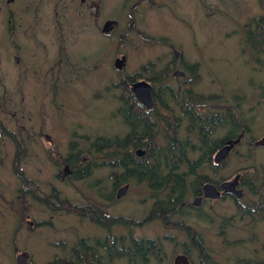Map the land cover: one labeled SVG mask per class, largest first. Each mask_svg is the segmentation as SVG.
<instances>
[{"label": "rangeland", "instance_id": "rangeland-1", "mask_svg": "<svg viewBox=\"0 0 264 264\" xmlns=\"http://www.w3.org/2000/svg\"><path fill=\"white\" fill-rule=\"evenodd\" d=\"M237 1L194 0L200 9L191 10L190 0H186V8L182 0H166L171 11L144 9L143 15L135 20L136 30L133 27L129 32V26L124 32L123 27H118L107 38L102 34L103 24L118 18H123L124 24L132 4L123 10L122 0H0V121L21 140L22 169L40 194L47 196L51 187L56 186L62 191L61 198L71 204L84 205L79 192L87 190L88 182L75 188L68 187L72 184L58 183L55 175L64 167L59 169L48 153L52 151L65 159L72 142L86 146V138L98 139L102 134L111 135L110 132L112 136L117 134L113 115L118 107L116 97L121 91L115 85L122 75L114 69V62L118 55H125L129 58L128 73H141L142 67L150 66L158 44L165 37L175 45L184 46L188 55L194 43L202 46L199 65L201 73L204 72L203 79L195 87L204 92L226 89L229 99L240 95L249 117L246 121L251 135L259 138L264 130V98L260 108L249 112L262 90H251L248 85L264 82V64L258 65L243 56L241 43L232 31L245 23V17L253 18L261 5L259 0ZM97 2L101 13L96 18L97 7L93 8L92 3ZM139 17L144 19L139 20ZM197 56L198 53L194 62ZM236 89L241 92L236 93ZM247 149L244 146L234 152L229 167L222 169L219 176L254 168L258 178L255 175L252 178L260 186L264 181V150L254 149L251 154ZM15 151L10 139L0 137V264H16V248L19 252L32 251L35 264H46L54 256H48L45 249H50L53 243H61L60 239L67 240L65 248L61 250L62 244H54V250H50L57 252L55 256L65 257L72 256L70 249L79 235L94 236L99 232L102 236V231L89 221L67 213L49 212L31 197L32 191L24 189L13 173ZM136 191L119 204L111 203L110 215L135 220L145 217L146 204L139 203ZM257 200V196L246 191L241 202L250 206ZM215 205L216 212L222 216L233 215L232 203L222 201ZM219 223V219L212 223L200 220L189 223L204 235L214 264H233L246 258L264 263V246L248 241L251 233L247 232L246 223H228L224 227L228 234L226 239L224 234L218 233L216 225ZM119 228L113 227L120 234ZM257 229L258 242H262L264 223ZM170 234L177 237L179 244L188 240L185 232L169 230L161 221L132 232L134 238L150 237L163 242V258L158 261L150 257L148 264H171L175 255L184 251L180 245L167 243L169 239L164 236ZM225 240H243L238 245L243 242L245 245L227 248L222 244ZM189 254L194 264H198L200 259L196 253ZM115 264L144 263L141 259H118Z\"/></svg>", "mask_w": 264, "mask_h": 264}, {"label": "flooded vegetation", "instance_id": "flooded-vegetation-1", "mask_svg": "<svg viewBox=\"0 0 264 264\" xmlns=\"http://www.w3.org/2000/svg\"><path fill=\"white\" fill-rule=\"evenodd\" d=\"M182 1L184 2V8H186V0ZM200 1L202 2V0ZM239 1L240 0L237 2ZM159 2V0H122L120 5H122L123 10L125 6L132 4L131 9L128 8L129 14H126L124 24L123 18H118L116 21L117 24L114 25L113 30L108 34L104 33V36L108 38L118 27H123L125 32L130 26L129 32H131V29L136 27V18L139 15H143L142 10L144 9L147 11L152 7L150 10H157L159 12H167L168 9H170V5L166 3V0ZM190 2L192 4L190 7L191 10H193V8L196 10L200 9L199 5L194 4V0H190ZM259 2L261 10L251 19L245 17L246 19L243 20L245 23L237 25L232 32L235 39H238L241 43L240 51L243 56L247 57V59L254 60L258 65H262L264 64V0H259ZM93 3L92 7H97V13L95 14L97 18L101 10L98 6V2L96 5ZM186 10L187 9L184 11ZM131 19L132 22H130ZM140 19L144 18L139 17V20ZM108 21H106L103 26L108 23ZM148 36L152 37L151 35ZM164 39L167 41L165 42ZM164 39L161 40L160 44L157 43L160 46H158L159 48L156 49L153 55L154 60L150 63V66L142 67L141 73H128L129 58L125 55H118L115 60L116 62L120 58H126V63L120 72L115 68V62L113 65L114 69L120 73L119 75H122L120 77L121 80L115 85L116 88L121 91V94L117 97L115 96L118 101V107L114 111L113 120L116 122V129H118V131L117 134H113V142H115L114 144L118 147L124 148L126 151L125 153L129 151L132 154L130 156L125 155L121 157L122 159L118 158L114 160H110L103 155L98 158L97 162H94L92 161L93 156L83 155L88 149H94L90 144L93 140H96L97 137L91 140L88 138L89 141L86 139L84 140L86 146H81V148L77 149L71 148L69 151V155H71V152H76L79 155L82 154L84 156L83 159L81 160L78 158L80 162L76 165L67 162V164H63L60 167L57 166L59 169H61L62 166L64 167V169L60 170L55 175L58 183L72 184L68 187L75 188L78 184L88 182L87 190H85V192H79L81 198L84 200V205L78 206L73 203L75 206L82 208L84 206L93 205L95 202L99 205L98 207L101 208L100 214L98 212H92L90 215H84V217L75 215L81 220L85 219L89 221L90 224H93L99 231H102V236L99 235V232L95 234L99 236H78L75 240V246L70 249L75 252V255L71 256L75 264L86 263L89 261L88 258H92V261L97 262V264H105L104 261H107V264H115V260L118 259L130 261L136 259L138 261L140 257L162 255L163 248L162 246L160 247V243L163 244L162 241L150 237L134 238V236H132L133 230L138 228L144 229L148 223L151 224V222L155 223L159 221L169 230L172 229L174 231L186 233L188 240L181 244L177 242V237L174 234L165 235L164 237L167 240L169 239L167 243L170 242L169 244H171L172 242L177 246L180 245L184 251L179 253V255H185L189 258L191 264H194L192 257L186 254L192 251L197 252L193 249L194 247L190 246L192 234L190 236L186 231L177 230L172 225H180L182 223L187 227L193 228L195 232L201 236L192 225H189L191 221L200 220L201 222L212 223L219 219L220 223L218 226L216 225V228L218 233L221 234L223 228L228 226L229 222L226 221L235 220L239 217V206L243 209L244 207H248L247 209H249L250 206L241 202L245 197L246 191H249L252 195L254 192H259V186L256 185L257 182L252 178L253 175H255V171H253V173H240V171L239 173L231 172V174L227 176H219V172L229 167L234 152L244 146L248 148V153L251 154H253L254 149L264 150V147L261 148L256 146V143L264 138V130L259 138L252 137L251 128L246 125V120H248L249 117L247 113L244 112V99L240 95L235 94L232 99H229L225 95V87V91L204 92L195 87L196 85L194 86L195 82L199 83L203 79L202 73L204 72L201 73L202 67L200 68L199 65L202 57L201 45L194 43V49L189 52L190 56L187 54L188 52L185 51L184 46L181 47L171 43L168 37ZM154 44L155 43L150 46ZM192 51H195L196 54L198 53L195 62L194 58H196V54H191ZM137 74L140 76L139 80L136 76ZM122 83L127 85L132 95L125 96L122 94ZM140 83L150 86L151 107L149 108L146 105L147 103L138 100V97L132 90L134 84ZM188 86H192L193 88ZM248 86H250L251 90L254 89L258 92L262 90V93H258L259 97L257 103L252 104L253 106L249 108V112H253L263 104L264 82H254L250 83ZM239 92L241 91L238 90L236 93ZM132 101L136 107L135 111L139 112L137 114L130 106V102ZM160 105L162 107H159ZM231 116L238 121L239 127L244 124L247 129L241 127L240 133H234L236 129L233 130V128H231ZM215 125H217V127L222 125V128L216 130ZM237 140L240 141L232 145L229 156L220 162V164L217 163L215 158L220 152V149L226 147L230 141ZM106 147L108 146L102 145L103 149ZM69 155H67L65 159H68L70 157ZM244 174L249 175V177L244 178ZM97 176H99V178H97ZM236 176H240L237 190L244 191V196L241 199H239L234 192H226L222 189L223 184L232 182ZM172 182L179 184L175 187ZM247 182H251L252 184L255 183V189H253V191L248 188ZM181 184L184 185L183 188H181ZM167 186L168 188H165ZM206 186H213L216 188L220 197H206L207 193L204 190ZM125 187H128V189L124 194H121V190ZM24 189L28 188L24 186ZM37 190L38 192L36 194L31 192V194H33L31 197L36 198V200H38L49 212L58 213L53 209L51 210V208L58 206L63 199L61 198L62 191L56 186H52L49 195L45 196L40 194L39 189ZM135 190H137L136 192L139 196V203L146 204L147 210L145 211L148 213L140 220H135L130 217L126 218L122 215L116 216L136 222L128 227L119 225V230L122 231L119 234L118 231H114V226L109 223L110 218L115 217L109 213L111 212L110 205L111 203L116 205L125 201L127 198L131 197V194L135 192ZM22 191L27 193L24 190ZM253 196H257L258 200L261 197L259 194H254ZM159 197L165 204H159ZM180 197H182V201L179 202V208L176 213H173L172 216L166 219L155 218V215L159 213V211L163 213L166 212L165 214H167L172 210H176L177 206H174L176 208L167 207V203L169 201L173 203L177 202ZM64 200L69 201L66 198ZM222 201L232 203L233 215L222 216L220 213L216 212L215 204L221 203ZM158 204L161 205L162 209L158 208ZM100 215L102 216V221L104 223L107 222L104 227L97 224L93 221L94 219H92V216L95 217ZM209 219L211 222H209ZM138 222H145V224L142 223L141 225H137ZM123 229L126 233L123 232ZM201 238L204 240V235H202ZM132 239L137 248H133V244L131 245ZM60 240L59 242L61 243L56 242L50 246L52 251L55 248L54 244H62L61 250L65 248L67 240ZM145 242L150 243L153 248L156 249L154 254H146L144 251V248H146L144 247ZM123 245L125 246L124 252L126 254L118 259L115 258V247L117 250H121ZM32 247H34V245H32ZM50 249H45V253H47L48 256H54V258L46 264H57V260L60 259L72 260L66 257L67 255H65V257L55 256L54 254L57 252L52 253ZM208 251H210L209 248ZM15 252L19 256L23 251L19 252L16 248ZM26 252L31 254V258L28 260L27 264H35L33 262V252L30 250ZM176 256L178 255H175V257ZM175 257L171 264L174 263Z\"/></svg>", "mask_w": 264, "mask_h": 264}, {"label": "trees", "instance_id": "trees-1", "mask_svg": "<svg viewBox=\"0 0 264 264\" xmlns=\"http://www.w3.org/2000/svg\"><path fill=\"white\" fill-rule=\"evenodd\" d=\"M141 36H144V38H146V40H147V36H145L144 34H141ZM136 76H137V78L139 80V78H140L139 74H137ZM163 81H165V80H163ZM196 84H197V82L194 83V86ZM188 87L193 88L192 86H188ZM121 88L123 90V93H122L123 95H125V96L132 95V93L130 92V90L128 89L126 84L122 83L121 84ZM228 103H230V102H228ZM130 106L132 107V109L134 111L136 110V107H135V104H134L133 101L130 102ZM159 107H162V106L160 105ZM135 113L137 114L139 112L135 111ZM230 125H231V128H233V130L236 129L234 131V133H236V134L241 132V127H244L245 129H247V127H245L244 124L240 125V127H239L238 121H236L234 117L231 118ZM246 125L248 126L247 122H246ZM215 128H216V130L219 129V128H222V125H220L219 127H217V125H215ZM110 133H111V135L102 134V138H98V139L96 138V140L90 144V146L92 145L94 147V149H91V150L88 149V151L84 152L83 155H85V156L89 155L91 157L93 156L92 161H94V162H97L98 158L100 156H103V155L105 157H108V159H110V160L118 159V158L124 157L125 155L130 156L132 153H130L129 151H128V153H125L126 151H125L124 148L118 147L116 144H114L115 142H113L112 132H110ZM0 137H2L4 139H6V138L10 139V141L13 143L14 148L16 149L14 161L12 163V169H13V172H14L15 176L18 179L23 180L24 184L28 187V189L32 190V192L36 194L38 192V190H37L34 182L32 180H30V179H27L26 176H25V173L21 169L22 168L21 164H22V159H23L22 157L24 155V148H23V144H22L21 140L19 139L18 136H16L7 127H4V125L2 124L1 121H0ZM86 140L89 141L88 138H86ZM101 140H102V142H101ZM70 145H71V148H76V149L77 148H81V146H82V145L81 146L78 145L77 142H72ZM102 145H106L108 147L103 149ZM52 153H53L52 151H49L48 157L58 167H60L63 164H67V162L69 164H72V165H76L78 162H80V161H78L79 154L76 153V152H71V155H69L70 157L68 159H63L62 157H60L55 152H54L55 154H52ZM253 171H255V176L258 178V176L256 175L257 174L256 173L257 170L254 169V168H252V169H242V171H240V173H242V172H244V173H253ZM157 173H158V171H157ZM262 182L263 183H261V185L259 186V192H254L253 193V195L254 194L255 195H258V194L261 195L260 199L257 202H254L253 204H251L249 209H244L243 210V208H241L239 206V209H238L239 217L237 219H235V220L232 219L233 221L232 220L226 221V222H229L231 224H234V223L237 224L239 222L246 223V226L248 228L247 232L251 233L250 234V238L248 239V241L249 242L251 241L250 243H254V242L257 241V243H256L257 245L256 246H264V241L258 242L260 234L258 233V229H257V228H259L261 223H264V181H262ZM172 184H173V186L177 187L179 183L175 184L174 182H172ZM254 184L255 183L252 184L251 182H247V186H248V188L251 191H253V189H255ZM183 187H184V185L181 184V188H183ZM165 188H168V186L165 187ZM161 200L162 199H160V197H159V204H161V205L165 204V202L161 201ZM181 201H182V197L179 198V201L174 202V203L169 201L167 203V207L176 208L174 206H177L176 210H172L171 212H168L167 214H165L166 212L163 213V212L159 211V213H157L155 215V218L156 219L169 218L170 216L173 215V213L177 212V210L179 208L178 204ZM162 202H164V203H162ZM47 204H49V203H47ZM161 205H159V207H158L159 209H162ZM52 209L54 211L58 212L59 214L67 213V214H70V215H76V216H80V217H84V215L85 216L86 215H90L92 212H98L99 214L101 213V210L99 208H96L95 205H89V206H84L82 208H79V207L75 206L74 204H71L69 201L64 200V199H62L60 201L58 206L52 207L51 210ZM92 217H93L92 219H94L93 220L94 222H96L97 224H100L103 227L107 224V222L104 223L102 221L103 219H102L101 215L100 216H95V217L92 216ZM149 220H151V219H149ZM109 223H110V225H113V226H116L118 224V225H124L125 227H128L130 225H133V223H136V222H134L132 220H125L124 218L111 217ZM142 223L145 224V222H142ZM142 223L138 222L137 225H141ZM172 226L175 229H177V230L186 231L190 236L192 234V236L190 238L191 239L190 246L194 247L193 249H195V251H197L195 253L200 258V263L199 264H214L212 256H209L210 255V251H208V247L204 243L203 238H201V236H199V234H197L193 228L187 227V226H185L182 223L180 225L173 224ZM222 234L225 235L224 236L225 239L228 238V234H227V232L225 231L224 228H223V232L221 233V235ZM239 241H243V240H234L233 242H227V240H225V241H222V244L225 245L227 248L228 247L234 248L235 246L237 247V246H244L245 245L244 242H243V245H238ZM132 244H133V248H137L135 242L133 241V239L131 240V245ZM161 246H162V244L160 243V247ZM256 246H254V247H256ZM144 247H146V248H144L145 249L144 251L146 252L147 255L154 254L156 252V249L153 248V246L150 243H148V242H145V246ZM124 248H125L124 245H123V248L121 250H117V248L115 247V249H114L116 251L115 252V258L118 259L119 257H123L126 254L124 252V250H125ZM71 254L73 256V255H75V252L71 251ZM76 254H77V252H76ZM186 254L188 255L189 253H186ZM189 256H190V254H189ZM67 257L69 259L72 258L71 256H68V255H67ZM150 257H153L155 259H158V261H160L161 258H163V255L150 256ZM150 257H143V258L140 257V259L142 260V263L148 264L149 260H150ZM88 260L89 261H87L86 263H76V264H97V262H93L92 261V258H90V259L88 258ZM121 260H123V259H121ZM56 263L57 264H67V263L68 264H75V261H73V259L70 260V261L67 260V259H60V260H57ZM233 264H264V263L259 262V261L253 262L251 259H247L246 258V259L236 260L235 263H233Z\"/></svg>", "mask_w": 264, "mask_h": 264}, {"label": "water", "instance_id": "water-1", "mask_svg": "<svg viewBox=\"0 0 264 264\" xmlns=\"http://www.w3.org/2000/svg\"><path fill=\"white\" fill-rule=\"evenodd\" d=\"M115 25V22L113 21H108V23H106L103 27V32L108 34L110 31L113 30ZM126 63V58H120L119 60H117L115 62V68L120 72L124 66V64ZM133 92L136 94V96L138 97V100H141V102H145L147 103L146 105L149 107H151V89L150 86H148L147 84L144 83H140V84H134L132 87ZM240 140L237 141H230L228 143V145L224 148L220 149V152L218 153V155L216 156L215 160L217 163L220 164V162H222L224 159H226L229 154L230 151L232 150V145L233 144H237ZM257 147H264V138H262V140L258 141L256 143ZM239 179L240 176H236L234 178V180H232V182H227L225 184L222 185V189H224L226 192H234L237 197L239 199L243 198L244 196V191L241 190H237V187L239 186ZM128 189V187H125L124 189L121 190V194H124L126 192V190ZM205 192L206 197H214V198H219L220 194L216 191V188H214L213 186H206L205 187ZM200 201V200H199ZM198 201V202H199ZM31 258V254H29L28 252H23L22 255H20L17 258V264H27L28 260ZM175 261L173 264H191L190 260L188 257H186L185 255H178L175 257Z\"/></svg>", "mask_w": 264, "mask_h": 264}, {"label": "bare ground", "instance_id": "bare-ground-1", "mask_svg": "<svg viewBox=\"0 0 264 264\" xmlns=\"http://www.w3.org/2000/svg\"><path fill=\"white\" fill-rule=\"evenodd\" d=\"M93 8H94V7H93ZM113 22H115V25L117 24V22H116L115 20H113ZM83 157H84V156L81 154V155H79L78 158L82 160ZM21 169H22V168H21ZM22 170H23V169H22ZM23 172H24V171H23ZM13 173H14V172H13ZM14 175H15V174H14ZM25 176H26V175H25ZM15 177H16V176H15ZM16 178H17V177H16ZM17 179H18V178H17ZM18 180H20V179H18ZM30 180H31V179H30ZM20 182L23 183V187L25 186L26 188H28V187L24 184L23 180H20ZM93 205H95L96 208H99V207H98L99 205H98L97 203L94 202ZM99 209H101V208H99ZM117 226H119V225H116V226H114V227H117ZM124 239L127 240L126 238H124ZM23 252H26V251H23ZM23 252H22V253H23ZM20 255H22V254L20 253L19 256H20ZM19 256H18V257H19ZM18 257H17V258H18Z\"/></svg>", "mask_w": 264, "mask_h": 264}]
</instances>
